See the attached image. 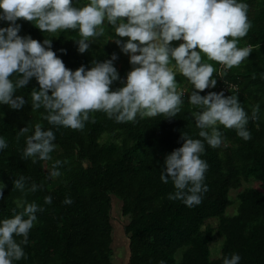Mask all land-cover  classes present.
Masks as SVG:
<instances>
[{
    "label": "trees",
    "instance_id": "1",
    "mask_svg": "<svg viewBox=\"0 0 264 264\" xmlns=\"http://www.w3.org/2000/svg\"><path fill=\"white\" fill-rule=\"evenodd\" d=\"M249 6L248 34L238 39V47L253 46L239 66L227 69L209 61L216 71L215 88L208 92L224 91L237 94L241 106L251 115L252 106L259 104L257 121H249L248 141L240 138L234 129L218 126L224 143L216 149L205 142L201 159L208 164L205 181L208 191L201 204L187 207L179 200H169L175 191L171 179L165 184L160 175L167 154L182 146L181 134L199 137L194 113L198 108L188 103L193 90L190 82L176 75L177 90L184 92V103L175 117L164 115L136 118L135 122L117 123L103 112L89 113L90 119L83 130L53 127L43 118L45 110L32 109L31 91L39 89L35 78L16 91L26 103L19 109L0 104V138L8 144L0 150V182L4 196L0 199V220L10 218L16 201L24 199L43 208L22 245L25 256L14 264H114L115 225L123 223L129 258L127 264H222L223 258L239 254V264H264V0H237ZM88 0H73L74 7H82ZM20 36H30L43 43L51 40L52 50L65 66L75 71L83 65L86 70L95 62H103L115 53L113 61L120 79L111 90L122 87L130 67L129 58L112 42L114 28L105 22L104 35L90 38L88 51L78 52V29L42 33L35 22L18 19ZM8 23L0 21V27ZM127 41V37L121 38ZM182 41L172 42L178 46ZM64 51L61 52L60 50ZM175 62L172 61V65ZM224 75L220 76L219 73ZM14 74L10 79L15 81ZM236 86V89L233 88ZM50 94V93H49ZM94 121V122H93ZM36 124L55 134V150L47 162L24 158L26 138ZM28 127L23 135L21 128ZM61 161V175L50 178L52 164ZM24 176L28 184L39 185L36 192H21L13 181ZM255 183L243 187L244 183ZM257 183V184H256ZM230 191H238L235 199ZM52 196L51 204H44L45 196ZM66 197L71 205L63 203ZM119 204V210L114 216ZM234 206V213L227 214ZM216 220V225L209 223ZM117 221V222H114ZM222 239L220 256L211 257L210 243ZM19 243L22 237H15Z\"/></svg>",
    "mask_w": 264,
    "mask_h": 264
},
{
    "label": "clouds",
    "instance_id": "2",
    "mask_svg": "<svg viewBox=\"0 0 264 264\" xmlns=\"http://www.w3.org/2000/svg\"><path fill=\"white\" fill-rule=\"evenodd\" d=\"M248 10L246 3L237 0H88L82 7H74L73 0H0V21L8 23L7 27H0V104L21 109L26 101L16 91L35 78L39 89L31 91L32 109L42 107L46 112L43 118L53 127L83 130L91 112H103L117 123L135 122L138 115H164L171 119L184 103V92L177 90L178 71L192 85L188 103L199 109L194 120L202 139L181 134L182 146L165 156L160 179L165 184L169 179L173 183L175 191L169 194V200H179L189 208L197 206L208 191L204 183L208 164L201 159L205 142L213 149L224 143L218 126L234 129L248 141L251 133L247 125L250 120L259 119V104L252 106L249 115L237 94H199L217 84L213 78L216 69L202 61V54L231 69L253 51L252 45L237 46L238 39L245 37L251 27ZM18 19L34 21L42 33L78 29L81 38L76 43L81 54L89 50L90 38L104 35L107 22L115 32L112 42L128 55L132 65L126 82L111 90L113 82L120 79L113 65L118 58L115 53L88 70L81 65L72 71L52 50L51 40L41 43L30 36H20ZM125 37L126 42L121 39ZM174 41L182 42L173 47ZM14 74L18 77L15 81L10 79ZM28 131L24 127L19 133ZM54 141L51 128L45 130L36 124L26 138L23 157L33 158V163L37 159L49 161L56 148ZM7 147L6 140L0 138V150ZM60 165L59 160L52 164L50 178L61 175ZM29 179L21 176L14 180L15 189L36 192L39 185L28 184ZM5 187L0 182V199ZM52 199L45 196L44 204H51ZM63 203L71 205L73 201L66 197ZM16 205L19 212L13 209L10 218L0 220V264H14L25 256L22 245L28 243L36 213L43 211L35 202L22 198ZM17 236L23 238L19 243ZM240 259L234 253L231 258L224 257L222 264H239Z\"/></svg>",
    "mask_w": 264,
    "mask_h": 264
},
{
    "label": "rangeland",
    "instance_id": "3",
    "mask_svg": "<svg viewBox=\"0 0 264 264\" xmlns=\"http://www.w3.org/2000/svg\"><path fill=\"white\" fill-rule=\"evenodd\" d=\"M127 57L128 55L125 54ZM129 58V57H128ZM132 69V65H130L128 72ZM178 73V71H177ZM181 90H183V92H185L186 90V85H183L182 88H180ZM257 184V183H256ZM255 183L250 182V183H244L242 188L245 187H250V186H254ZM238 191H230V197L232 199H235L236 194ZM116 201L114 202V207L116 208L115 212H114V216L119 219V217L116 215V212L119 210V204H115ZM234 206L228 208L227 210V214H233L234 212ZM117 222V221H114ZM210 224H212L213 226L216 225V220H210L209 221ZM123 223H118L115 225V230L116 233L114 234V243H113V248L115 249L116 253L114 255L115 257V264H127L128 258H129V251H128V244H127V240H126V236L122 230L121 227H123L122 225ZM221 245H222V239L220 238H215L211 243H210V252H211V257L212 258H217L220 256V249H221Z\"/></svg>",
    "mask_w": 264,
    "mask_h": 264
},
{
    "label": "crops",
    "instance_id": "4",
    "mask_svg": "<svg viewBox=\"0 0 264 264\" xmlns=\"http://www.w3.org/2000/svg\"><path fill=\"white\" fill-rule=\"evenodd\" d=\"M115 253H116V251H115V249H114V255H115ZM113 262H114V264L116 263L115 258H114Z\"/></svg>",
    "mask_w": 264,
    "mask_h": 264
}]
</instances>
